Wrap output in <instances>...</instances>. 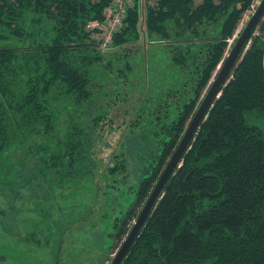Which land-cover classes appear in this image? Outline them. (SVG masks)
Here are the masks:
<instances>
[{
    "label": "trees",
    "instance_id": "trees-1",
    "mask_svg": "<svg viewBox=\"0 0 264 264\" xmlns=\"http://www.w3.org/2000/svg\"><path fill=\"white\" fill-rule=\"evenodd\" d=\"M111 2L0 0V188L13 200L24 188L50 199L76 182L101 180L95 149L100 122L109 113L101 109L91 122L87 118L104 107L103 100L108 106L125 100L114 87L118 81L106 85L100 68L112 70V63L86 27L102 20ZM251 4L159 0L147 8L146 36L184 82L145 99H158L150 114L162 143L151 174L137 176L128 193L126 188L105 193L107 200L118 198L120 216L112 219L115 233L109 236L120 243L175 153ZM139 14L138 8L128 11L114 40L115 55L141 41ZM126 66L118 68L120 79L131 70ZM138 144H130L133 158ZM127 159L115 154L102 176L127 179ZM127 194H133L132 204ZM123 264H264V19Z\"/></svg>",
    "mask_w": 264,
    "mask_h": 264
},
{
    "label": "rangeland",
    "instance_id": "rangeland-1",
    "mask_svg": "<svg viewBox=\"0 0 264 264\" xmlns=\"http://www.w3.org/2000/svg\"><path fill=\"white\" fill-rule=\"evenodd\" d=\"M252 15L247 13L244 16L234 38L229 42V49ZM140 31L141 41L130 46L124 54L115 55L114 52L118 50H112L104 55L112 63V70L100 68L101 74L106 78V85L118 81L114 87L116 90L121 88L119 98L125 100L114 101L113 96L117 106L112 103L111 107L106 104L107 100H103L105 104L100 106L104 107L96 112L99 114L101 109L111 110L107 118L100 122V138L95 149L96 172L103 180V195H96V179L92 182H76L65 187L62 192L58 190V196L50 199L24 188L20 198L13 201L0 188V264L112 263L125 240L120 243V239H116L114 235L109 236L115 233L111 226L112 219L117 218L120 208L116 201L118 198L107 200L109 195L105 193L115 191L117 194L119 188H126L124 191L128 193L127 189L136 183L137 176L147 177L151 174L159 152L154 153V162L151 163L144 160L142 155L132 158L129 151L130 144L144 142L145 148V142L156 137L157 127L153 124L150 113L154 111L158 99L153 103L145 99L155 92L159 96L157 93L165 91L166 86L179 87L184 82L177 70L169 69L167 58L155 53L154 50L159 49L146 36L147 27L143 26ZM153 40L157 44V39ZM125 54L127 58L121 59ZM126 64L131 70L126 69L124 77L120 79L118 76L122 73L118 75V68L127 67ZM124 80L127 82H122ZM120 153L129 157L128 178L123 179L121 175L103 177L102 173L109 162L115 154ZM142 164L145 168L141 167ZM135 190L134 187L129 192L134 193ZM127 195L123 198L132 204L133 194ZM89 226L92 227L90 230Z\"/></svg>",
    "mask_w": 264,
    "mask_h": 264
},
{
    "label": "water",
    "instance_id": "water-1",
    "mask_svg": "<svg viewBox=\"0 0 264 264\" xmlns=\"http://www.w3.org/2000/svg\"><path fill=\"white\" fill-rule=\"evenodd\" d=\"M264 19V0H261L258 8L253 13L247 25L235 40L224 62L219 67L215 78L210 84L208 91L190 121L184 136L179 143L175 153L168 162L160 179L158 180L152 194L138 216L134 226L118 250L111 264H123L136 239L145 227L158 202L163 197L164 190L178 168H180L185 153L189 150L200 125L207 119L215 101L219 99L222 90L232 78L234 68L251 43V38L258 29L260 22Z\"/></svg>",
    "mask_w": 264,
    "mask_h": 264
},
{
    "label": "built area",
    "instance_id": "built-area-1",
    "mask_svg": "<svg viewBox=\"0 0 264 264\" xmlns=\"http://www.w3.org/2000/svg\"><path fill=\"white\" fill-rule=\"evenodd\" d=\"M158 2L159 0H112L103 11V19L90 21L86 27L98 44V51L105 55L114 50L115 37L125 28L129 10L138 8L141 30L143 26L146 27L147 8L156 6ZM260 3L261 0H252L248 14H253Z\"/></svg>",
    "mask_w": 264,
    "mask_h": 264
},
{
    "label": "flooded vegetation",
    "instance_id": "flooded-vegetation-1",
    "mask_svg": "<svg viewBox=\"0 0 264 264\" xmlns=\"http://www.w3.org/2000/svg\"><path fill=\"white\" fill-rule=\"evenodd\" d=\"M115 106H117V104L116 103H113ZM110 107H111V105H110ZM108 111V113L110 114V111L111 110H107ZM97 111H95L94 113H95V115L94 114H90V115H88V120L91 122L95 117H97V113H96ZM108 114V115H109ZM94 115V116H93ZM107 118V117H106ZM143 143L144 142H139V144L137 145V147H136V149H137V154L136 155H142V157H143V159L144 160H146L147 162H151V163H153L154 162V158H153V155H154V153H158L159 151H160V148H161V145H162V143L160 142V138H157V137H155V138H153V140L152 141H147V142H145V148H144V145H143ZM130 156L133 158V156H132V154H130ZM95 160L97 161V158H96V150H95ZM141 167H144L145 168V166L142 164L141 165ZM96 183L98 184L97 185V190H96V195L97 196H102L103 194H102V190H103V180H98V181H96ZM88 185H90V184H88ZM87 187H89V186H87ZM111 187V186H110ZM65 188V187H64ZM114 188H116V187H114ZM62 190H64V189H62ZM62 190L60 191V192H62ZM112 192H115V191H112ZM58 195H57V193H56V197H57ZM11 198V197H10ZM11 200H13L12 198H11ZM13 201H16V200H13ZM95 211L97 212V208L95 209ZM90 212V210L87 212V213H89ZM86 217H87V215H86ZM89 217V216H88ZM92 227L91 226H89V230L91 229Z\"/></svg>",
    "mask_w": 264,
    "mask_h": 264
}]
</instances>
